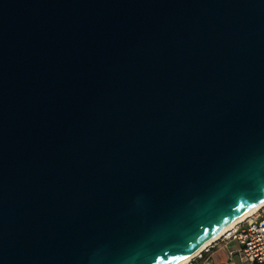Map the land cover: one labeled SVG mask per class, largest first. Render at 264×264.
<instances>
[{
    "label": "water",
    "instance_id": "obj_1",
    "mask_svg": "<svg viewBox=\"0 0 264 264\" xmlns=\"http://www.w3.org/2000/svg\"><path fill=\"white\" fill-rule=\"evenodd\" d=\"M264 199V0H0V264H175Z\"/></svg>",
    "mask_w": 264,
    "mask_h": 264
},
{
    "label": "built area",
    "instance_id": "obj_2",
    "mask_svg": "<svg viewBox=\"0 0 264 264\" xmlns=\"http://www.w3.org/2000/svg\"><path fill=\"white\" fill-rule=\"evenodd\" d=\"M223 238L238 242L239 254L244 261L249 264H264V206L257 215L229 231ZM191 262L192 260L187 264Z\"/></svg>",
    "mask_w": 264,
    "mask_h": 264
},
{
    "label": "crops",
    "instance_id": "obj_3",
    "mask_svg": "<svg viewBox=\"0 0 264 264\" xmlns=\"http://www.w3.org/2000/svg\"><path fill=\"white\" fill-rule=\"evenodd\" d=\"M239 250L237 241L222 238L193 258L191 264H249L241 258Z\"/></svg>",
    "mask_w": 264,
    "mask_h": 264
},
{
    "label": "bare ground",
    "instance_id": "obj_4",
    "mask_svg": "<svg viewBox=\"0 0 264 264\" xmlns=\"http://www.w3.org/2000/svg\"><path fill=\"white\" fill-rule=\"evenodd\" d=\"M263 206H264V199H262L258 204L254 205L252 208H250L249 210L244 212L237 219L233 220L228 225H226L223 229L220 230V232H218V234H216V236L212 240H210L202 248H200L199 250H197L192 255L186 257L185 259H183V260H181L175 264H187L193 258L198 257L204 250H206L208 247H210V245H212L216 241H218L221 238H223L224 236H226L229 231L234 230L236 227H238L241 223H243L247 219H250V218L254 217L255 215H257V213L259 212V210Z\"/></svg>",
    "mask_w": 264,
    "mask_h": 264
}]
</instances>
